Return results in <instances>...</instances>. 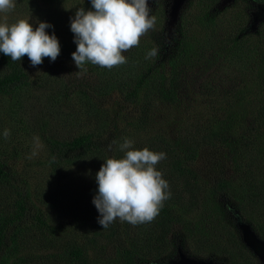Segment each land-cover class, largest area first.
<instances>
[{
	"label": "trees",
	"instance_id": "obj_1",
	"mask_svg": "<svg viewBox=\"0 0 264 264\" xmlns=\"http://www.w3.org/2000/svg\"><path fill=\"white\" fill-rule=\"evenodd\" d=\"M77 1L94 11L91 0ZM204 2L192 36L185 32L173 46L178 29H186L183 18L175 36L165 29L159 44L141 38L123 65L86 64L88 77L72 58L67 1L26 3L24 13L56 26L48 34L61 51L37 67L27 56L13 62L0 52V264H168L181 250L223 264H259L240 245L234 213L264 240V112L240 120L235 108L255 86L264 98V39L244 35L239 17L227 27L207 11L217 0ZM152 48L158 56L146 59ZM253 71L260 80L247 83ZM50 86L61 106L37 110L32 122L29 99ZM167 110L177 114L173 131L169 120H158ZM124 139L166 154L156 167L171 196L152 222L117 218L103 228L93 203L96 174L108 158L124 157L115 146L108 150Z\"/></svg>",
	"mask_w": 264,
	"mask_h": 264
},
{
	"label": "clouds",
	"instance_id": "obj_2",
	"mask_svg": "<svg viewBox=\"0 0 264 264\" xmlns=\"http://www.w3.org/2000/svg\"><path fill=\"white\" fill-rule=\"evenodd\" d=\"M256 2L264 4V0ZM91 4L94 11L80 7L71 20L77 44L72 58L79 71H86L89 63L109 70L127 63L123 53L139 47L141 38L156 29L157 17L152 14L149 0H91ZM15 7V0H0V13L11 12ZM49 27L52 25L40 22L34 29L26 19L0 23V52L13 62L27 56L32 67L41 65L46 57L55 61L61 48L56 35L46 32ZM158 54V49L152 48L145 58ZM3 136L7 139L10 131L4 130ZM133 144L130 139L122 143L113 140L108 150L115 146L125 155L108 158L96 174L99 187L93 203L103 228L117 218L133 226L152 222L171 196L168 181L156 167L166 154L147 147L134 149Z\"/></svg>",
	"mask_w": 264,
	"mask_h": 264
},
{
	"label": "rangeland",
	"instance_id": "obj_3",
	"mask_svg": "<svg viewBox=\"0 0 264 264\" xmlns=\"http://www.w3.org/2000/svg\"><path fill=\"white\" fill-rule=\"evenodd\" d=\"M30 1L31 0H18V2H17V0H15V4L17 3V6L15 7V9L13 11L8 12V13H0V23L7 22L8 24H12V23H15L16 21H18L19 19H26L33 25L34 29L37 28L39 26L40 22H44V21L40 20V18H39L40 13H34V15H32L30 13L29 15H27L26 13H24L22 11L23 8H25V7H31L30 4L26 5V3L30 2ZM66 1H67L68 7L70 8L69 14L73 15V17H75V13L79 9V7H77L78 1L77 0H66ZM201 1L202 0H174L173 5L171 6L170 11H169L171 14H168L169 12H167L165 0H159L157 2L156 1L152 2V0H149V7H151V9H154L152 11V14H154L157 17L156 29L153 31H150L148 34H146L142 38L146 39V37H150L149 40H151V41L156 40L155 42H157V44H159L158 43L159 41H163L165 29H167V31H168V38H171L172 34H174V36H175L176 33H173L174 29L176 28L178 23H180L181 20L184 18L186 20V24H185L186 29H188V30H186L185 28L182 29L180 27L181 30H184L182 32V31H179V29H178V32L176 34V40L174 42H172L173 46L178 45L182 41V37H184L186 35L185 32L186 33L188 32L187 36H189V35L192 36L193 34H195L197 32L198 26L196 24V21H198V18L202 17L203 12H204V8L206 7V4L208 3V2H204L201 6V4H200ZM220 1H223L226 4L229 3V5H228L226 11H224V13L222 11L214 12V7H216L219 4L218 2H220ZM41 4H42V1H40V7H41V9H45L46 7L43 8ZM151 4H153V5H151ZM207 9H208L207 11L209 13L210 12L212 14L215 13V17H217L220 22L225 21L226 23L224 22V24H226L227 27H230V26H228V24L234 25V23L236 21L235 20L236 17H239L240 20L238 19V21L236 22L237 26H240L243 28L254 29L255 24H256V20H254V19H257V22H258L259 18L257 16H261V14L259 13V14H256V16L254 18H253V16H251V18H249L246 5H244L243 3H240L238 0H217V2H215V4L213 6L207 8ZM50 10L52 12H54L53 8L52 9L50 8ZM239 12H240V14H238ZM244 14L246 15V17L244 16ZM260 18H263V16H261ZM227 27H225V28L228 30ZM54 28H56V26L49 27L48 29H46V32L48 33L49 29H50V31H52ZM258 33H259V35H262V38L264 39V37H263V35H264V23L260 26V30ZM256 38H258V37H256ZM124 54H127V52L123 53V55ZM167 59H169V57ZM257 71H259V69ZM82 74H84L87 77L89 76V74L86 71H82ZM60 76L62 77V74L58 73L57 77H60ZM224 76L225 75L223 74L222 79L224 78ZM61 77L59 78V80L61 79ZM246 77H248L247 83H251L253 81H254V83H256L260 80V75L256 71L251 72V76L248 75ZM54 78H56V77H54ZM59 80L57 82H59ZM53 89H54L53 86H50L49 88L47 87L46 90L38 91L35 94H33V97H35V98L29 99L30 103L27 104V107L29 109H33L32 114L34 113L33 115L32 114L30 115L32 122L37 121L36 119L33 120L34 116L37 115V110L41 111L43 109H46L47 106H57V105L61 104V101L59 99H57V97H58L57 94L54 95L55 100L50 98L51 96H50L49 92L52 91ZM252 92L253 93H250V91L243 92V95L244 94L246 95L245 99L242 101L243 104L241 105V107L239 109L235 108L236 109L235 113L239 114L240 120H246L252 114L257 116L258 113H260L261 111L264 112V98L261 95V91L259 90L258 87L255 86ZM115 99H117V98H115ZM114 100H112V102H111L113 107H114ZM59 106H61V105H59ZM79 106H80L79 103L76 104L75 109L79 108ZM123 107H124L125 111H129V110L131 111L130 107H127V106H123ZM116 108L118 109V107H116ZM242 108H243V110H242ZM62 110L65 113H68V111L66 109H62ZM56 113L61 114L60 108H56ZM164 116H166V118L163 119L162 117H160L158 119L159 122L165 123L169 120L167 122L168 123V129L173 131L174 122L177 119L176 112H170L167 110V115H164ZM57 117L59 120L58 114H57ZM69 120L71 122L72 119L69 118ZM245 126H248V125H245ZM7 127H9V125H7ZM8 129H10V128H8ZM36 146H37V147H35L36 150H39V151L42 150V145H40L39 142H37ZM35 155H33L30 159H34ZM30 159H28V160H30ZM235 219H236L235 222H236V228H237L236 233L238 235L240 245L241 246L243 245L244 248L249 250V248L246 246V243H244L243 242L244 240L242 241V239L245 237V233H246V235H248V229L246 226L247 225L251 226V225H249V223H247L246 221L242 220L239 214H238V216L235 215ZM241 237H242V239H241ZM186 254H187L186 251H182V250L179 251L178 252L179 260L178 261H171L168 264H222V262H219L216 259H211V258L201 259L200 257L194 256L196 258L190 259ZM254 258L257 259L256 257H254ZM211 260H213V261H211ZM260 261L261 262H258V263L264 264V259H260Z\"/></svg>",
	"mask_w": 264,
	"mask_h": 264
},
{
	"label": "flooded vegetation",
	"instance_id": "obj_4",
	"mask_svg": "<svg viewBox=\"0 0 264 264\" xmlns=\"http://www.w3.org/2000/svg\"><path fill=\"white\" fill-rule=\"evenodd\" d=\"M157 2L159 0H152V2ZM166 2L169 1V3L166 5L167 7V12L170 11L171 6L173 5L174 0H165ZM240 3H243L244 5H246L247 8V12H248V16L249 18H251V16H253V18L256 16V14H261V16H263V18H260L261 16H257L259 18V21L257 22L256 20V24H255V28L251 29V28H245L243 34L244 35H258L259 30H260V26L264 23V4H260L257 3L256 0H238ZM223 1L218 2L219 4L214 7V12H220L222 11L224 13V11H226L229 3H222ZM153 5V4H151ZM168 14H171L170 12ZM259 29V30H258ZM236 216H238V214L234 213ZM252 231L256 234V236L261 239L263 242L264 240L260 237V235L254 230L252 229ZM242 239V237H241ZM243 241V239H242ZM244 242V241H243ZM250 250V249H249ZM250 252L257 258L258 262H261L259 257L250 250ZM190 258V257H189ZM212 259V258H211ZM223 264V263H222ZM260 264V263H259Z\"/></svg>",
	"mask_w": 264,
	"mask_h": 264
},
{
	"label": "water",
	"instance_id": "obj_5",
	"mask_svg": "<svg viewBox=\"0 0 264 264\" xmlns=\"http://www.w3.org/2000/svg\"><path fill=\"white\" fill-rule=\"evenodd\" d=\"M246 227L248 229V235L245 233V237L243 238L244 243H246V246L254 252L259 259H264V242L256 236V234L252 231L251 226L247 225Z\"/></svg>",
	"mask_w": 264,
	"mask_h": 264
}]
</instances>
